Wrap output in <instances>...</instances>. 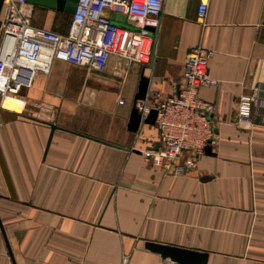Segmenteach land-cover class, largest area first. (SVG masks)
Listing matches in <instances>:
<instances>
[{
    "label": "crops",
    "instance_id": "crops-1",
    "mask_svg": "<svg viewBox=\"0 0 264 264\" xmlns=\"http://www.w3.org/2000/svg\"><path fill=\"white\" fill-rule=\"evenodd\" d=\"M199 2L163 0L149 63L54 61L16 101L0 100V264H173L147 242L205 251L206 264H264V110L252 123L236 115L239 97L264 86V0H207L202 22ZM23 11L67 31L62 12ZM196 47L215 80L198 90L214 107L211 154L182 153L192 165L173 176L142 154L159 147L155 125L131 131L129 117L136 101L178 94Z\"/></svg>",
    "mask_w": 264,
    "mask_h": 264
},
{
    "label": "built area",
    "instance_id": "built-area-1",
    "mask_svg": "<svg viewBox=\"0 0 264 264\" xmlns=\"http://www.w3.org/2000/svg\"><path fill=\"white\" fill-rule=\"evenodd\" d=\"M25 0H4L0 17V100L15 98L22 89L31 87L37 73L48 74L54 61L103 72L111 55L130 63H149L152 33L157 29L163 0H77L66 33L60 34L31 24L23 11ZM207 0H200L197 18L205 19ZM114 12L124 14L132 26L115 23ZM210 52L191 49L182 64L181 86L152 107L134 103L143 120L151 109L156 111L154 125L159 147L142 152L145 161L165 173L177 176L192 165L182 153L192 157L203 153L213 142L211 120L214 109L203 101L198 90L214 85L208 73ZM264 110V86L237 101V121L252 123L254 111Z\"/></svg>",
    "mask_w": 264,
    "mask_h": 264
},
{
    "label": "water",
    "instance_id": "water-1",
    "mask_svg": "<svg viewBox=\"0 0 264 264\" xmlns=\"http://www.w3.org/2000/svg\"><path fill=\"white\" fill-rule=\"evenodd\" d=\"M3 1L4 0H0V11L2 9ZM25 2L43 6L49 9H54L69 16L74 13L77 4V0H25ZM111 19L118 24H126L128 26H132L133 24L132 21L126 20V16L124 14L118 12L112 13ZM146 90L147 79L141 77L135 100L144 99ZM155 117L156 111L151 109L148 115L144 118L143 122L147 124H154ZM140 122L141 116L133 103L128 123L129 130L136 131L140 125ZM50 127L51 129L54 128L53 125ZM204 153L211 154L209 145L204 147ZM146 247L158 252L163 258H169L171 261H173V264H206L207 262V253L205 251H197L176 245L154 242H147Z\"/></svg>",
    "mask_w": 264,
    "mask_h": 264
},
{
    "label": "bare ground",
    "instance_id": "bare-ground-1",
    "mask_svg": "<svg viewBox=\"0 0 264 264\" xmlns=\"http://www.w3.org/2000/svg\"><path fill=\"white\" fill-rule=\"evenodd\" d=\"M8 100L16 101L14 98H10V97H8V98H6V99L3 100V105H5V103H6ZM17 102H18V101H17ZM5 106H6V105H5Z\"/></svg>",
    "mask_w": 264,
    "mask_h": 264
},
{
    "label": "rangeland",
    "instance_id": "rangeland-1",
    "mask_svg": "<svg viewBox=\"0 0 264 264\" xmlns=\"http://www.w3.org/2000/svg\"><path fill=\"white\" fill-rule=\"evenodd\" d=\"M69 20H70V17L65 15L64 18H63L64 23L68 22Z\"/></svg>",
    "mask_w": 264,
    "mask_h": 264
}]
</instances>
